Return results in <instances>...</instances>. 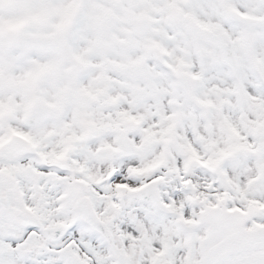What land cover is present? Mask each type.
Masks as SVG:
<instances>
[{
	"label": "snow or ice",
	"instance_id": "obj_1",
	"mask_svg": "<svg viewBox=\"0 0 264 264\" xmlns=\"http://www.w3.org/2000/svg\"><path fill=\"white\" fill-rule=\"evenodd\" d=\"M0 264H264V0H0Z\"/></svg>",
	"mask_w": 264,
	"mask_h": 264
}]
</instances>
